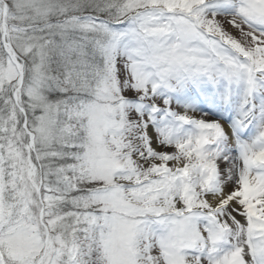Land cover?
<instances>
[{
    "label": "snow or ice",
    "instance_id": "obj_1",
    "mask_svg": "<svg viewBox=\"0 0 264 264\" xmlns=\"http://www.w3.org/2000/svg\"><path fill=\"white\" fill-rule=\"evenodd\" d=\"M0 264H264V0H0Z\"/></svg>",
    "mask_w": 264,
    "mask_h": 264
}]
</instances>
